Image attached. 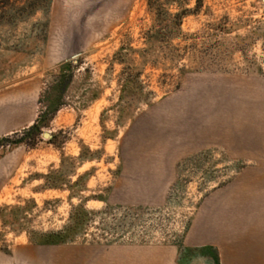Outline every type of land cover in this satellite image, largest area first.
Instances as JSON below:
<instances>
[{
    "label": "rangeland",
    "instance_id": "obj_1",
    "mask_svg": "<svg viewBox=\"0 0 264 264\" xmlns=\"http://www.w3.org/2000/svg\"><path fill=\"white\" fill-rule=\"evenodd\" d=\"M197 3L153 55L148 0L0 24V264H264V0Z\"/></svg>",
    "mask_w": 264,
    "mask_h": 264
},
{
    "label": "trees",
    "instance_id": "obj_2",
    "mask_svg": "<svg viewBox=\"0 0 264 264\" xmlns=\"http://www.w3.org/2000/svg\"><path fill=\"white\" fill-rule=\"evenodd\" d=\"M181 0H148V6L151 12L155 16L154 25L147 32V48L140 50V53H148L151 55L155 47L158 44H165L170 46L177 37L182 35V24L184 17L191 11L189 9H183L176 13L171 12V6L179 4ZM202 0H198L199 6ZM50 0H0V24H15L17 22L26 21L39 10L45 9L47 3ZM153 55V54H152ZM131 82L140 83V73L128 74L123 80V87L127 88ZM64 88V86H63ZM60 97L57 99V105L51 110H43L35 123L25 132V135L33 131H40L42 124H47L53 119V116L60 108ZM50 106L48 105V108ZM22 139V138H21ZM9 138L0 140L8 141ZM51 179V176H49ZM55 182H58L57 180ZM52 183V187H58L60 184ZM13 208L12 206H6L0 209V218L3 224H6L4 212L7 209ZM45 243H65L66 240L62 238L61 233H57L56 237L48 236Z\"/></svg>",
    "mask_w": 264,
    "mask_h": 264
},
{
    "label": "water",
    "instance_id": "obj_3",
    "mask_svg": "<svg viewBox=\"0 0 264 264\" xmlns=\"http://www.w3.org/2000/svg\"><path fill=\"white\" fill-rule=\"evenodd\" d=\"M44 135H45V136H49L50 134H49L48 132H45Z\"/></svg>",
    "mask_w": 264,
    "mask_h": 264
}]
</instances>
